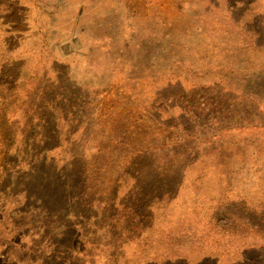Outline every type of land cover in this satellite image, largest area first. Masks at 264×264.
I'll return each mask as SVG.
<instances>
[{
  "label": "rangeland",
  "instance_id": "rangeland-1",
  "mask_svg": "<svg viewBox=\"0 0 264 264\" xmlns=\"http://www.w3.org/2000/svg\"><path fill=\"white\" fill-rule=\"evenodd\" d=\"M178 260L264 264V0H0V264Z\"/></svg>",
  "mask_w": 264,
  "mask_h": 264
},
{
  "label": "trees",
  "instance_id": "trees-1",
  "mask_svg": "<svg viewBox=\"0 0 264 264\" xmlns=\"http://www.w3.org/2000/svg\"><path fill=\"white\" fill-rule=\"evenodd\" d=\"M260 47V44H259ZM255 97L256 95L253 94ZM208 260H202V262L198 263V264H207ZM168 264H189L188 262L184 261V260H178V261H173V262H169Z\"/></svg>",
  "mask_w": 264,
  "mask_h": 264
},
{
  "label": "crops",
  "instance_id": "crops-1",
  "mask_svg": "<svg viewBox=\"0 0 264 264\" xmlns=\"http://www.w3.org/2000/svg\"><path fill=\"white\" fill-rule=\"evenodd\" d=\"M249 97V96H248Z\"/></svg>",
  "mask_w": 264,
  "mask_h": 264
}]
</instances>
